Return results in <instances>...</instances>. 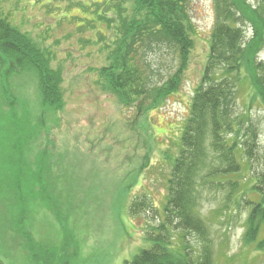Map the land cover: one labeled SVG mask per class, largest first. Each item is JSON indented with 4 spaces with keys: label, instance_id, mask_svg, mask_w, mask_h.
<instances>
[{
    "label": "rangeland",
    "instance_id": "374dc122",
    "mask_svg": "<svg viewBox=\"0 0 264 264\" xmlns=\"http://www.w3.org/2000/svg\"><path fill=\"white\" fill-rule=\"evenodd\" d=\"M118 1L0 0L3 16L50 52L53 67L62 71L65 100L62 111L44 113L36 75L26 72L9 77L3 101L0 78L3 264H31L23 235L43 249L65 248L59 254L70 264H123L151 246L144 232L161 220L172 158L207 62L215 7L214 0H190L195 47L183 86L160 109L146 112L123 106L100 85L99 69L108 63L105 45L112 46L114 33L99 15L114 18L118 26ZM123 1L127 8L131 0ZM147 57L163 79L177 66L168 47ZM244 96V91L237 95V111L249 112L259 126L256 155L251 166L245 160L240 173L227 177L241 183L231 201L227 187H204L199 204L214 239L216 264H264V252L245 245L249 208L243 200L260 199L248 188L249 180L264 172V110L257 103L248 111ZM144 197L158 211L131 215V203Z\"/></svg>",
    "mask_w": 264,
    "mask_h": 264
},
{
    "label": "trees",
    "instance_id": "16d2710c",
    "mask_svg": "<svg viewBox=\"0 0 264 264\" xmlns=\"http://www.w3.org/2000/svg\"><path fill=\"white\" fill-rule=\"evenodd\" d=\"M189 2L131 0L124 8L125 1H118V26L114 18L99 15L114 33L112 46L105 45L108 63L99 69L100 85L123 106H136L146 112L160 109L181 90L195 47ZM214 7L210 50L182 129L179 151L172 158L161 220L144 232L151 246L123 264H216L211 229L199 208L202 188L227 187V199L231 201L241 183L227 177L240 173L245 160L251 166L256 155L259 126L249 112L237 111L236 99L244 91L248 111L257 103L264 110V62L260 60L264 52V0L257 4L249 0H214ZM3 15L0 12L3 101H7L9 77L32 72L37 78L42 111H62V71L53 67L47 49ZM247 29L252 36L248 37ZM162 47L171 49L177 59L167 79L147 57V53ZM249 181L248 189L257 192L260 199H243L249 208L244 241L264 252V172L256 173ZM146 208L158 211L144 197L131 203L130 214L148 213ZM21 237L31 264H70L59 254L65 248L43 249L30 236ZM69 259H73L71 255Z\"/></svg>",
    "mask_w": 264,
    "mask_h": 264
}]
</instances>
